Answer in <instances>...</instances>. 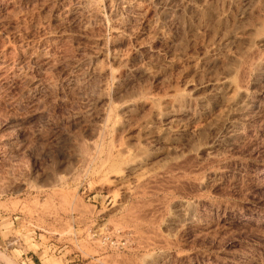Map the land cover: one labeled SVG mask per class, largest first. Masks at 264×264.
<instances>
[{"label": "rangeland", "instance_id": "rangeland-1", "mask_svg": "<svg viewBox=\"0 0 264 264\" xmlns=\"http://www.w3.org/2000/svg\"><path fill=\"white\" fill-rule=\"evenodd\" d=\"M264 0H0V264H264Z\"/></svg>", "mask_w": 264, "mask_h": 264}, {"label": "bare ground", "instance_id": "bare-ground-1", "mask_svg": "<svg viewBox=\"0 0 264 264\" xmlns=\"http://www.w3.org/2000/svg\"><path fill=\"white\" fill-rule=\"evenodd\" d=\"M260 174L263 175L264 174V171H261Z\"/></svg>", "mask_w": 264, "mask_h": 264}]
</instances>
